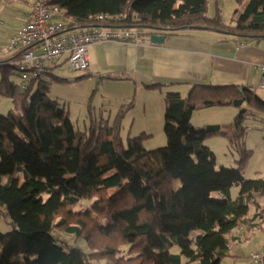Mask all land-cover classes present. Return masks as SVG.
<instances>
[{"label":"trees","instance_id":"16d2710c","mask_svg":"<svg viewBox=\"0 0 264 264\" xmlns=\"http://www.w3.org/2000/svg\"><path fill=\"white\" fill-rule=\"evenodd\" d=\"M237 1L245 5L236 10L234 25L220 14L210 16L208 0L52 3L67 31L99 26L98 17L109 16L111 24L135 29L148 40L189 30L264 40V0ZM22 58V50L0 57V96L13 105L0 114V176L6 177L0 181V215L13 227L0 231V264H94L90 259L99 257L108 264H222L242 240L237 229L261 228L255 224L264 215L256 194L264 193V178H246L244 164L217 167L204 144L224 135L243 157L250 156L244 120L249 112L264 115V100L250 87L195 82L186 97L167 92V144L149 150L142 143L145 132L126 143L118 135L123 111L112 126L104 121L105 134L80 132L48 95L52 80L61 79L52 73L58 65L24 86L20 72L21 81L11 79ZM214 105L240 109L230 131L220 124H191L195 110ZM236 186L240 191L234 198ZM92 198L90 207L77 209ZM195 229L203 233L190 240ZM58 231L84 238L91 254L60 239ZM173 246L180 251L173 253Z\"/></svg>","mask_w":264,"mask_h":264},{"label":"rangeland","instance_id":"374dc122","mask_svg":"<svg viewBox=\"0 0 264 264\" xmlns=\"http://www.w3.org/2000/svg\"><path fill=\"white\" fill-rule=\"evenodd\" d=\"M3 13H23V9L27 6L22 5L21 2H7ZM218 1L217 3H215ZM244 3L237 0H208V14L215 16L220 14L222 20L228 25H234L236 10H242ZM9 7V8H8ZM17 22H20L22 17L17 15ZM4 28V26H0ZM193 33L208 32V30H189ZM213 37L223 36V34L216 31H209ZM230 36V35H225ZM241 42V49L245 47H254L256 51L251 52L246 68L250 69L249 84L250 88L255 94L264 100V89L259 87L261 79V67L264 66V40L254 39H237ZM235 41V42H237ZM234 44V43H233ZM17 76H11L12 80L21 81L18 76V71L14 70ZM54 75L61 77L60 80L53 79L48 76V80H52L49 90V98L56 99L65 112L68 113L70 119L75 127L81 132L95 134L104 130V121H108V125L112 126L116 116L123 111V118L118 129V135L126 143L128 137H134L141 133H147L143 139L144 147L151 150L164 147L167 144V138L164 130L165 126V105L168 103V97L165 98V88L155 87V89L142 90V84L129 80H111L107 76H98L92 73L86 76L88 72L75 71L72 69L68 61L58 65L52 72ZM63 79V80H62ZM216 82V81H211ZM35 82L31 88V94L36 90ZM192 88V87H191ZM189 91L181 93L186 97ZM163 93V94H162ZM11 101L9 98L0 96V101ZM147 105L146 108L143 107ZM247 108L243 104L242 108ZM3 110V111H2ZM10 109H4V105L0 106V114H7ZM240 109L228 106H205L194 111L191 124L195 128H204L212 124L222 125V129L229 130V123L232 122L235 115L239 113ZM246 134L244 137L245 148L249 150V157L237 151L238 145L231 143L229 138L224 135H215L207 140L204 144L208 146L214 153L217 167L225 166L228 168H238L244 164V176L246 178H264V115L259 112H249L247 118L244 120ZM231 132L229 133V135ZM113 138V135L110 134ZM6 177L0 176V181L5 182ZM240 187L236 186L232 190L233 197L237 196ZM256 200L260 203L264 213V193H257ZM94 199H87L80 202L77 209L90 207ZM255 207H252V214L255 212ZM256 223H261V228H255L246 231L245 228L237 229L236 233L246 235V239L236 244L231 250V256L226 257L222 264H253L251 260L252 253L261 252L264 248V215L263 219H258ZM13 227L9 218L5 215H0V231L10 232ZM203 233L200 229H195L190 232L189 239L195 240ZM60 239L66 241L69 245L81 248L86 254H91L86 240L78 238L64 232L58 231ZM193 246V245H192ZM180 247H174L172 252H179ZM94 264H108V259L104 257L91 258Z\"/></svg>","mask_w":264,"mask_h":264},{"label":"crops","instance_id":"0c3cea01","mask_svg":"<svg viewBox=\"0 0 264 264\" xmlns=\"http://www.w3.org/2000/svg\"><path fill=\"white\" fill-rule=\"evenodd\" d=\"M21 4L27 6V9L21 11L23 13H3L6 5L0 1V26H4L0 27V57L5 55L4 48L7 47L9 36L26 23L31 1ZM17 15L22 17L20 22H17ZM213 36L209 31L179 33L165 37L160 44L151 41L146 43L102 41L88 48L90 59L88 73L107 76L117 81L129 80L135 83L139 81L142 90L164 87L165 98L167 92L181 94L183 91H189L195 82L250 87L248 83L245 84L249 81L250 73L246 64L251 52L256 49L254 47L241 49L242 43L237 41L236 36ZM65 61L64 58L56 65H61ZM154 83L159 84L153 86ZM2 105L4 109L13 107L11 101L1 100L0 106ZM146 106L145 104L143 107ZM246 237L242 235L241 242Z\"/></svg>","mask_w":264,"mask_h":264},{"label":"built area","instance_id":"2783aa9c","mask_svg":"<svg viewBox=\"0 0 264 264\" xmlns=\"http://www.w3.org/2000/svg\"><path fill=\"white\" fill-rule=\"evenodd\" d=\"M31 10L26 23L15 29L9 36L4 54L23 51L18 62L24 86L32 79L43 78L47 67L66 59L75 71L90 70L88 48L90 45L107 41L146 43L145 38L135 29L118 27L110 22L109 16H99V26L83 27L67 31L60 21V8L52 0H30ZM259 87L264 89V66L261 67ZM253 264H264V248L251 255Z\"/></svg>","mask_w":264,"mask_h":264},{"label":"water","instance_id":"95a60500","mask_svg":"<svg viewBox=\"0 0 264 264\" xmlns=\"http://www.w3.org/2000/svg\"><path fill=\"white\" fill-rule=\"evenodd\" d=\"M163 40H164V37L159 36V35H152V36L150 37V41H151L152 43H162Z\"/></svg>","mask_w":264,"mask_h":264},{"label":"bare ground","instance_id":"6f19581e","mask_svg":"<svg viewBox=\"0 0 264 264\" xmlns=\"http://www.w3.org/2000/svg\"><path fill=\"white\" fill-rule=\"evenodd\" d=\"M19 69V68H18ZM18 72H20V71H18ZM19 75V74H18Z\"/></svg>","mask_w":264,"mask_h":264},{"label":"clouds","instance_id":"9594fccd","mask_svg":"<svg viewBox=\"0 0 264 264\" xmlns=\"http://www.w3.org/2000/svg\"><path fill=\"white\" fill-rule=\"evenodd\" d=\"M149 41H150V38H149Z\"/></svg>","mask_w":264,"mask_h":264}]
</instances>
